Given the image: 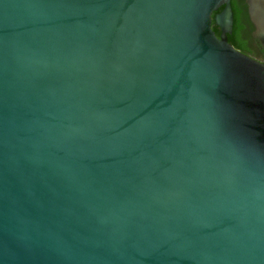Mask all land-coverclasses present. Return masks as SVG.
<instances>
[{
    "label": "water",
    "instance_id": "1",
    "mask_svg": "<svg viewBox=\"0 0 264 264\" xmlns=\"http://www.w3.org/2000/svg\"><path fill=\"white\" fill-rule=\"evenodd\" d=\"M234 20L0 0V264H264V64Z\"/></svg>",
    "mask_w": 264,
    "mask_h": 264
},
{
    "label": "trees",
    "instance_id": "2",
    "mask_svg": "<svg viewBox=\"0 0 264 264\" xmlns=\"http://www.w3.org/2000/svg\"><path fill=\"white\" fill-rule=\"evenodd\" d=\"M245 4V0H232V6L234 11V30L233 34L229 36V42L240 52H246V45L243 41V35L245 34V27L243 19L246 17V8L243 6ZM222 11V9H221ZM216 14H214L215 16ZM248 18V16H247ZM213 30L217 34L218 37L221 36V30L216 26L215 22H213Z\"/></svg>",
    "mask_w": 264,
    "mask_h": 264
},
{
    "label": "flooded vegetation",
    "instance_id": "3",
    "mask_svg": "<svg viewBox=\"0 0 264 264\" xmlns=\"http://www.w3.org/2000/svg\"><path fill=\"white\" fill-rule=\"evenodd\" d=\"M246 1V0H245ZM243 6L246 8V17H244V27H245V34L243 35V41L246 45V52H242L245 55L251 57L252 59L259 61L264 64V43L255 35V27L250 21L249 15H248V6L243 4Z\"/></svg>",
    "mask_w": 264,
    "mask_h": 264
}]
</instances>
